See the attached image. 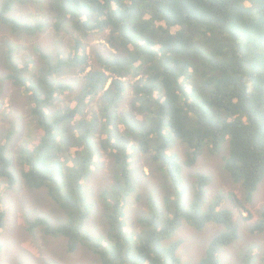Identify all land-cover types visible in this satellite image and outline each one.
I'll list each match as a JSON object with an SVG mask.
<instances>
[{
    "label": "trees",
    "instance_id": "1",
    "mask_svg": "<svg viewBox=\"0 0 264 264\" xmlns=\"http://www.w3.org/2000/svg\"><path fill=\"white\" fill-rule=\"evenodd\" d=\"M30 3L39 5L45 15L31 26L16 15L18 5ZM0 31L8 36L0 43V72L7 76V81L0 78L4 99L7 91L23 89L31 93L32 105L28 124L19 117L0 140V188L6 178V191L16 184L18 167L31 189L50 188L56 206V211L44 210L51 211L50 218L58 224L32 217L30 229L47 226L46 234L65 236L70 253L86 245L95 257L92 264H189L186 254H179L181 242L172 239L165 245V239L183 222L201 233L215 223L219 230L209 243L203 239L208 247L197 264H220V252L239 239L232 212L223 208L226 196L210 197L213 180L203 174L196 180L192 199L178 200L186 193L184 177L206 149L218 157L228 150L221 165L233 183L242 186L249 202L264 180V0H6L0 4ZM42 33L70 36V42L60 44L67 46L66 60L85 72L75 106L61 103V95L76 90L73 78L68 83L62 79L67 74L62 60L51 63L54 57L41 44L30 48L16 42ZM105 33L112 50L98 49L102 44L97 35ZM83 41L93 47L90 53L84 51ZM16 55L26 57L24 67L15 63ZM128 77L130 82L124 81ZM128 105L140 118V127L114 123L120 117L127 119V113L112 109ZM2 111L0 103L1 114L8 118ZM88 119L93 121L91 130L98 128L106 141L100 151L97 142L78 129ZM25 130L32 136L39 133L37 145L31 150L26 142L13 157L11 136ZM114 143H121V148L117 150ZM127 143L167 167L168 183L159 187L163 198L156 192L155 199H146L139 191L123 148ZM177 144L190 157L183 172L173 151ZM102 152L108 166L114 164L110 172L119 180L109 189L114 190L111 200L107 190L102 199L95 197L100 206L102 202V215L97 214V224L87 230L93 200H88L82 182ZM61 156L73 164L62 162ZM56 178H64L63 199L55 195ZM137 192L150 208L140 218L139 214L135 218L128 200ZM5 216L0 208V231ZM128 216L139 224L132 232L126 230ZM251 232L264 233V211ZM3 245L0 236V254Z\"/></svg>",
    "mask_w": 264,
    "mask_h": 264
},
{
    "label": "rangeland",
    "instance_id": "2",
    "mask_svg": "<svg viewBox=\"0 0 264 264\" xmlns=\"http://www.w3.org/2000/svg\"><path fill=\"white\" fill-rule=\"evenodd\" d=\"M6 0H0V4H3ZM46 1V0H39ZM41 7L37 4L30 3L27 5L20 4L17 6V17L18 21L24 24L32 25L38 21L45 19V15H42ZM82 17H85L83 15ZM4 32L0 31V43L5 40L3 37ZM8 37L7 35H5ZM69 38L70 36L67 35ZM107 33L98 34L96 41L102 45H99V50L108 51L106 49L112 50V48L107 44L106 41ZM27 38L22 40L23 37L19 38L16 42L18 44H25L26 46L33 48L36 44H41L48 48L45 50L46 53L51 54L54 59L51 63H59L60 60L64 63V67L67 69V74L62 76V79H67V83L70 81L68 78H73L72 82L75 85V89L67 90L64 96H60L62 106H75L76 103L80 101L81 91L84 87V74L82 71V66L75 65L72 66L68 64L66 60L68 57L66 44L60 45L63 41L70 42L68 37H57L55 33L51 34H38L26 36ZM99 37V38H98ZM86 43L84 46V51L90 53L93 49L90 48V43L88 41H83ZM107 46H106V45ZM86 48V49H85ZM69 49L73 52L71 44ZM32 50V49H30ZM69 50V51H70ZM68 51V52H69ZM114 51V50H113ZM115 53V52H112ZM24 55L14 56V61L19 67H24L25 64ZM12 69V68H11ZM5 71L0 72V78L7 81V76L4 75ZM64 74L63 72L61 73ZM131 78H126L124 81L130 82ZM56 81V80H55ZM9 83V81H8ZM188 90L192 89V84H187ZM72 90L75 92L72 93ZM69 91L72 93H69ZM130 90L128 93H131ZM4 99V93L2 84L0 82V103L3 105V113L7 111L8 118L4 119V116L0 112V140H2L5 135L3 133L9 132L12 129L13 124L19 123V117H24L25 124H28L30 120V109L31 103L28 95L31 94L26 90H10L6 92ZM86 110H91L90 106H86ZM112 111H122L127 113V119L122 117L116 119L114 123H122L125 126H138V118L136 113L130 112L131 106L128 105L127 108L122 106L118 108H113ZM92 117V116H91ZM16 120V121H15ZM88 122L82 124L78 129L84 135L92 137L98 145L99 151L102 149L101 143L103 141L102 136L98 128L91 130L93 121L88 119ZM15 121V122H14ZM16 131V129H15ZM39 134V133H38ZM38 134L36 136H38ZM30 130H25L20 133H14L11 136V146L13 157L15 156L16 149L28 143L31 146L29 149H33L37 145L36 136L33 135ZM2 143V142H1ZM121 143H114L113 147L121 148ZM112 148V147H111ZM123 148L127 150V154L130 156V164L132 168V175L134 176L135 184L139 191L144 194L146 199H155L156 192L159 194L160 198H163L164 192L162 188V183L166 185L168 183L167 179V167L162 165L160 162L155 161L151 155H143L136 150L132 143H127ZM173 151L178 153V159L176 160L183 172L190 159L187 149L183 145H176ZM172 152V151H171ZM223 155L228 154V150H224ZM216 153L212 152L210 149H206L201 155L197 166L195 169L188 171L184 177L183 187L186 188V193L181 196L182 202H187L192 199V194L195 190L196 180L201 179L203 174H206L209 178L213 180V189H210V197L216 199L214 196L216 193H221L226 196L223 203V208L228 209L232 212L233 221L239 228V239L233 243L231 246L224 248L220 252V264H258L259 261L264 262V233H252L251 229L260 221L261 214L264 211V180L258 187L255 193L254 201L249 202L245 196V192L241 185L233 183L231 180V175L226 171L224 164L221 165V160L223 155L214 156ZM61 161L72 165L66 156H61ZM17 182L13 187L6 191L8 185V178L2 180V185L0 188V208L6 213L3 227L0 231L1 240L3 242V249L0 254V264H92V259L95 258L94 255L87 250L86 245H82L78 252L70 253L68 239L65 236H52L51 234H46V227H38L35 230H31L29 226V221L33 217L36 218H50L51 211L47 212L45 209H52L54 207L56 211L55 203L50 199L49 190L47 186L42 189H31L28 185L27 180L22 176L18 167H15ZM114 164L108 166L107 158L102 152L96 156L92 162V168L88 176L82 182L84 185V193L87 194L88 200L90 202L93 200L92 208L93 213L88 215L85 222V227L87 230H93L94 226L98 222V215L101 213V206L99 201L95 199L96 196H100L102 199V191L107 190L109 195L107 200H111V192L114 190L116 183L119 178H114L110 171L114 172ZM118 176V173L115 175ZM64 178H56L52 184L55 187V195L57 194L58 199H63L67 194V189L63 187ZM121 187V186H120ZM118 187V189H120ZM148 188L150 191H148ZM62 190V191H61ZM148 191V192H147ZM220 191V192H218ZM222 200V197L219 198ZM129 203L132 205L134 210L135 218L139 214V218L150 211V208L141 198L139 193L130 195L128 197ZM141 201V202H140ZM209 203H211L209 201ZM2 206V207H1ZM165 208L164 205H162ZM128 210V207L126 208ZM126 210V211H127ZM131 210V209H130ZM128 210L127 212L129 213ZM96 212V213H95ZM104 213V210H102ZM98 214V215H97ZM102 215V214H101ZM251 217L248 218V216ZM54 217V215H52ZM32 219V220H34ZM128 226L126 230L132 232L138 227L134 219L128 216ZM50 223L48 221L47 225ZM51 223L54 225L58 224L57 220H52ZM135 224V225H133ZM219 225L215 223H210L204 228V232L201 233L200 229L195 228L190 222L181 223L176 229L175 233L168 236L164 244L170 243V240L175 239L176 242H181L182 249L180 250V255H184L185 262L189 264H197L199 260L202 259L206 254L208 244H203L205 238L207 242L213 239V236L219 230ZM204 239V240H203ZM103 240V239H102ZM261 248V249H260ZM180 249V248H179ZM256 254V258H254ZM255 259V260H254Z\"/></svg>",
    "mask_w": 264,
    "mask_h": 264
},
{
    "label": "clouds",
    "instance_id": "3",
    "mask_svg": "<svg viewBox=\"0 0 264 264\" xmlns=\"http://www.w3.org/2000/svg\"><path fill=\"white\" fill-rule=\"evenodd\" d=\"M38 35V34H37ZM42 46V45H41Z\"/></svg>",
    "mask_w": 264,
    "mask_h": 264
}]
</instances>
